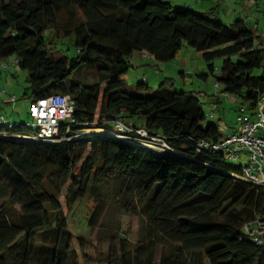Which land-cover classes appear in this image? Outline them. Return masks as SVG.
Segmentation results:
<instances>
[{
	"label": "trees",
	"instance_id": "1",
	"mask_svg": "<svg viewBox=\"0 0 264 264\" xmlns=\"http://www.w3.org/2000/svg\"><path fill=\"white\" fill-rule=\"evenodd\" d=\"M256 36L245 18L226 23L169 0H0V62L18 59L32 100L58 92L74 102V121L61 124L57 140L9 135L29 134L25 120L0 127V264H61L74 235L59 196L71 209L95 193V228L109 204L98 186L110 180L142 223L134 241L110 233L109 264H264V243L246 230L264 218V186L237 178L240 165L213 147L224 135L198 94L168 77L154 91L144 77L136 90L121 78L135 51L170 61L186 42L212 74L221 58V91L257 108L264 46ZM56 39L75 54L58 55L48 46ZM119 119L132 130L116 129ZM86 128L104 131L74 136ZM141 128L169 150L145 146Z\"/></svg>",
	"mask_w": 264,
	"mask_h": 264
},
{
	"label": "rangeland",
	"instance_id": "2",
	"mask_svg": "<svg viewBox=\"0 0 264 264\" xmlns=\"http://www.w3.org/2000/svg\"><path fill=\"white\" fill-rule=\"evenodd\" d=\"M170 1L174 8L189 5V8L195 11H212L220 21L226 23L238 17L245 18L257 32L255 47L264 46V0H200V6L196 4L198 0ZM50 33L48 30L45 35ZM48 46L54 48L58 55H74L76 52L72 42L67 43L66 40L56 39L55 44L50 43ZM12 59L13 57H10L5 60L9 64L7 67H3L0 62V116H4L9 122L30 121L28 108L32 99L28 96V73L17 63H13ZM129 63L130 70L121 76L129 87L136 90L137 83L143 81L145 76V82L150 86L149 91H154L165 77L171 78L177 89L198 94L203 110L208 114V121L218 124L224 136L234 132L241 106L245 105L249 113L260 107L264 108V96L257 108H253L244 97L222 92L221 86H216V76L220 74L222 59L214 60L216 69L212 74L201 52L186 42L177 56L170 61H159L148 54L144 55L142 51H135L129 58ZM202 74L207 75L204 77ZM215 97H218L217 101H214ZM128 121L143 124V120L136 117L129 118ZM35 128L33 125V129ZM80 134L79 131L74 136L79 138ZM229 161L246 165L250 162V157L242 151L240 159ZM116 185L117 180H110L98 186L99 192L109 200V204L95 228L88 224L95 203V193L88 192L71 209L66 208L63 194L59 196L68 217L69 228L74 235L72 251L61 264H109L110 233H118L130 241L138 239L142 219L136 212L122 206V198L114 193ZM47 208L50 209L48 205Z\"/></svg>",
	"mask_w": 264,
	"mask_h": 264
},
{
	"label": "built area",
	"instance_id": "3",
	"mask_svg": "<svg viewBox=\"0 0 264 264\" xmlns=\"http://www.w3.org/2000/svg\"><path fill=\"white\" fill-rule=\"evenodd\" d=\"M6 60V59H5ZM3 60L2 66L7 67L9 64ZM13 63L18 64V59L13 57ZM216 86L219 83L216 82ZM13 99L14 96H13ZM74 102L68 96L62 93H51L47 96L33 99L29 104L28 115L30 121H25L31 131L29 134H9L30 141H53L57 140L60 126L64 122H73ZM20 122H9L4 116H0V127L5 126L12 128ZM33 125L36 126L33 129ZM235 130L227 136H223L213 147L221 151L226 160L240 159L242 151L250 157V162L246 165H240L241 171L233 173L237 178L264 186V108H258L256 111L249 113L248 108L243 105L237 114ZM116 129L121 131H131L132 128L126 126L120 119L116 121ZM144 138V145L165 152L169 150L165 141L159 137L149 138V134L144 129L137 131ZM1 133V130H0ZM113 136L123 137L125 135L117 131L108 130ZM6 134V133H2ZM147 138V139H146ZM255 227L246 226L247 233L258 243H264V218L255 222Z\"/></svg>",
	"mask_w": 264,
	"mask_h": 264
},
{
	"label": "bare ground",
	"instance_id": "4",
	"mask_svg": "<svg viewBox=\"0 0 264 264\" xmlns=\"http://www.w3.org/2000/svg\"><path fill=\"white\" fill-rule=\"evenodd\" d=\"M104 131V129H93V128H86V129H84V130H82V131H80L81 132V134H80V136L82 135H91L92 134V132H103ZM93 135V134H92ZM79 136V137H80Z\"/></svg>",
	"mask_w": 264,
	"mask_h": 264
},
{
	"label": "crops",
	"instance_id": "5",
	"mask_svg": "<svg viewBox=\"0 0 264 264\" xmlns=\"http://www.w3.org/2000/svg\"><path fill=\"white\" fill-rule=\"evenodd\" d=\"M170 1V0H169ZM200 0H198V3L196 2V4H197V6H200ZM182 5H186V4H182ZM188 7H189V5H187ZM143 54L144 55H147V53H145V52H143ZM144 78H145V76H144ZM146 79V78H145ZM218 97H215V100L214 101H217L218 99H217Z\"/></svg>",
	"mask_w": 264,
	"mask_h": 264
}]
</instances>
